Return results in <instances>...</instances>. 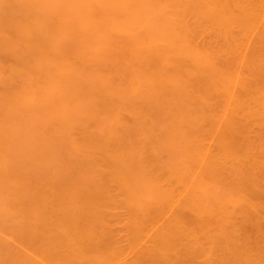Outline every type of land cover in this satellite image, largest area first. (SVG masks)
<instances>
[{
  "label": "bare ground",
  "instance_id": "obj_1",
  "mask_svg": "<svg viewBox=\"0 0 264 264\" xmlns=\"http://www.w3.org/2000/svg\"><path fill=\"white\" fill-rule=\"evenodd\" d=\"M82 1L84 2L82 5L83 7L81 6L83 8V11L80 9L79 10L83 13V18L82 19L80 18L79 20H81V22L83 21L82 22L83 25L82 24L81 25L83 26L82 28H84L85 32L87 31V34L89 36H91L90 35L91 33L93 34V36H91L92 41H91L90 45H92L93 48H95V49H93L94 51L93 50L92 51L95 52V54L94 53L93 54L95 55L96 58L94 56H92L93 54H91V55L88 54L89 59H87V60L84 59L85 63L83 62L81 64H77V63H75V61L74 62L71 61L70 63L67 62L68 60L63 61L62 63L65 64V62H66V65L62 66L63 68L65 67V69H63V72H61V73H57V71H56L57 69L55 68V66L54 67L51 66L52 67L51 70L53 68L56 69L55 73H54V69H53V72L51 70H49V72H51V73L47 72L44 74L40 73L37 75H36V73H34L35 75L31 74V75H34L32 77L30 75V77H31L30 79L33 80V84H32V87L30 88V92H28L29 93L28 97H29L30 101L32 102V104H40V103L46 102L47 106H50L49 103H51V105H53V104L55 105L57 103L60 105V103L63 101L62 99L64 97V96L61 97V95H62L61 93L64 90V88H66V87L71 88L74 86L76 87L77 85H79V83L82 79H85V80L89 79L90 80V76L91 77H94V76L97 77L96 80L94 78H91V81L94 79L93 81H95L96 83L101 85V87H104L103 89H105V90L107 88L110 90V86H112V87L119 86L120 88L125 86V88H127V89L125 90L124 95H122V93H121V98H123V96H124L125 100L123 99L124 102L122 101V103L118 102L120 105H116V106L114 105V108L111 109L113 111V112H111L112 115L111 116L108 115V117L106 118L107 114H111V113H108L109 112L108 110H106L107 113L104 114L105 118H103L104 116H102L101 113H100L101 114L100 116H97V117H99V119H100V117L103 118V121L108 123V127L105 129L109 130V133L107 132V135L109 134L110 136H112L113 132H116L114 130L115 126L117 127V124L120 123V121L122 120L121 111L124 110V108L125 109L128 108L130 110L129 113L131 114V116H133V118L137 122V124L145 121L146 123L144 125L147 126L146 119L147 118L152 119V115L151 116H150V114L146 115V114H144V112H143V114L140 113V109H138V107H137L139 105L133 106L136 103L135 100H137L139 98H143L144 96H147V95L149 97L158 96V93L162 92L165 88L162 84L163 81H166L165 74L169 76L170 74H168V73H170L172 70L173 71V72H171L172 74L175 72H177V74H178V72H180V71H181L180 73H182V71H183V72H185V75L187 77V78H185V79H187V81L184 83L183 82L178 83V84L176 83L177 86H176V84L175 85L171 84V85L179 87V88H177L175 90L176 91L175 94H174V92H171L175 97L173 96V98L170 99V100H173V103H171V102H169V103H171V105L174 108H172L170 106L169 107H170V109L171 108L174 109L173 110L175 112L174 115L179 117L180 121L183 120V122H184V120L185 121L189 120V123H190V121L194 122V121L198 120V122H200L199 121L200 118H204L205 113H206V110H204L203 105L201 103L208 105L209 108H210V106H213V107H211L210 110L213 109V111H214L216 109L218 112L219 109L217 108L216 105H215L216 108L214 109L215 102H213L214 104L213 103L211 104L209 101L211 98V96L209 94L211 92H208V91L210 89L213 91L215 89H219L220 84L222 85L221 88H223L224 87L223 84L224 85L228 84V83L230 84V82H232V84H233V82H235L237 84V86H238V84H241L243 86V88H246V89L248 87H251L250 89H252L253 86L257 88L255 93L252 92V91H255V89L251 91L248 88L251 92L246 91L245 96L247 98L246 97L245 98L247 99V101L250 99L252 100V98L255 99L254 98V97H256L255 95L258 94L257 95L258 100L263 105V107H262L263 110L262 111L260 110L261 113L258 114V116L260 115L262 118L259 117L260 120H258V118H257L258 123H259L258 125L264 123V87H260L258 85V82H260L261 79H260V81L257 82V79H256L257 77L254 78V76H256V74H257V71L258 70L260 71L261 68L258 67L259 68L258 69L257 67H255L256 65L254 64L253 56H252V61H250L251 63H249V65H248V70H249L248 72H249V75L252 76V78L251 77L247 78L248 80L242 79L241 72H240L241 69L240 70L238 69V66H239L238 64H240L239 61H236L235 60L236 58H235L234 60L238 64L235 63V61H233V63L230 61L227 62L228 58L227 59L224 58L227 56H225V53H223V51L220 54H224V57L222 55V57L224 59L220 58L219 52L218 53L216 52L217 50L215 51L216 52L215 53L212 50L209 51V50H206V48L203 49L205 47V45L202 47V45L200 46L199 45L200 43H198V42L197 43L199 46L196 45L197 43H195V41H196L195 39H196V36L199 35V33L196 34V32H198V31L194 29V28L197 29V27L201 25L202 29H205L207 31H208V29H211L212 31H215L217 33V35H219V37L222 35L224 38H226V35H227V37L229 38L232 35L231 34L232 31L236 32L235 29L238 30V28L242 33H244L243 35L248 36V34H250L253 30H255L256 26H260L259 24L257 25V23L262 22L263 30H262V33H261L259 39L264 41V3L263 2H262V5L260 4V6L258 8V6H257L258 4H256L257 0H154L155 5L154 4L151 5V3H149V5H145L143 3L144 6H143V4H140L141 6L138 4L140 6L138 8V6L136 7L135 5H133L134 3L128 2L129 0L128 1L127 0H82ZM148 2H150V1H148ZM259 2L260 1H258L257 3H259ZM140 8H142V10H140ZM82 13H81V16H82ZM140 13H142L147 18L152 16V15L157 14L160 18V21H161V19L165 20V22L161 21L164 24H166L165 26H163V28L165 27V29L163 30V32H165V34L156 32L155 29H152L151 26H150L151 28H149L146 25V21H148V20L145 21V24L143 21V26H142L141 18L143 16L141 17V15H139V18L141 20V25H140V21L136 20L138 14H140ZM81 16L79 15V17H81ZM144 19H146V18L144 17ZM194 25L195 26L198 25V26L195 27ZM141 26H142V28L140 29ZM168 27H173V29L172 28L168 29ZM29 28L31 29V27H28V25L25 26V29L28 30ZM151 29L154 31H152ZM198 29H200V28L198 27ZM257 29H258V27H257ZM108 30H110L112 32L116 31L119 36L117 35L115 37L114 35L113 36L111 35L112 36L111 37L110 34L109 35L107 34L109 32ZM193 31H195L194 34H196L195 38L193 36L194 34L192 33ZM202 31H204V30H202ZM207 31H206V34H207ZM26 32H28V31H25L24 33H26ZM199 32H201V31H199ZM208 33H213V32L210 31ZM202 34H201V36H202ZM228 34H229V36H228ZM213 36H214V33H213ZM93 37H94V39H93ZM198 37L199 36H197V38ZM93 40H95V41H93ZM259 43H260V41H259ZM263 45H261L262 46L261 50L264 52V50L262 49V48H264ZM222 47L223 46L221 45V48ZM259 47H260V45H259ZM209 48L210 47H208V49ZM215 48H217V45ZM218 48H220L219 45H218ZM261 50H259V51H261ZM257 51H258V49H257ZM257 51H255V52H257ZM225 52H227V51H225ZM98 56H101L102 58L98 57ZM263 56H264V54H263ZM70 58H72V57H70ZM146 58L147 59L148 58L154 59L153 66H149L147 63H145L143 61V60H145L148 62L149 59L146 60ZM72 60H74V58ZM237 60H240V59H237ZM76 62H78V61H76ZM57 63H58V61H57ZM101 63H102V65H106L108 67V69L106 70V68L104 69V67L102 66L103 67L102 69H104L106 71L103 70L104 71V74H103V71L101 69H97V70H99L98 75H97V71H94L93 69L97 68V66L95 67L96 64H101ZM143 63H145L144 66H143ZM49 68H50V66H49ZM89 68L92 71H90ZM90 72L92 74H90ZM100 72H101V74H100ZM166 72H168V73H166ZM86 73H88L89 75H87ZM258 73H260V72H258ZM87 76H89V77H87ZM176 76L177 75H175V77ZM181 79H182V77H181ZM85 80H83V82ZM88 81H86L87 84H88ZM91 81H89V84ZM115 82H116V84H115ZM93 84H94V82H93ZM232 84H230V88L234 87ZM188 85H190L191 86L190 88L191 89L193 88V90H191V89L185 90L184 88L185 87L187 88ZM192 86H197V87L204 86L205 90L202 88H199L196 90V88L192 87ZM217 86H219V88H217ZM225 86H226V88L229 89L228 85H225ZM168 87H169V85L166 86V88H168ZM169 88H168V91H170V90L173 91L175 89L174 87H173L174 88L173 90L169 89ZM194 88H195V90H194ZM226 88H223V89H226ZM234 88H236V87H234ZM78 89H80V88H78ZM99 90H100V88H99ZM111 90H113V89H111ZM199 90L200 91L204 90L203 92H208V94L205 96L204 95L199 96V94H196L197 92H200ZM241 90H243V89H241ZM233 92L234 91L231 90L227 94L232 93V95H233L234 94ZM63 93H67V92L65 91ZM238 93H240V91ZM163 94H165L164 91H163ZM208 95H209V97H208ZM232 95H231V97H232ZM69 96H70V94H69ZM71 96H72V94H71ZM91 96H93V95H91ZM66 97L68 98V96H65V98ZM233 98H235V97H233ZM231 100H233V99H231ZM120 101H121V99H120ZM116 102L114 101V103H116ZM181 102L182 103L184 102L185 104H187V105H185L189 110L187 112V114H186L187 110L185 109V106H183L184 103L182 104ZM241 102H243V101L241 100ZM245 102H246V100H245ZM248 102H250V101H248ZM149 103H150V101L147 102L146 104H149ZM169 103H167V104H169ZM249 104H251V103H249ZM249 104H246V105H249ZM42 105H44V104H42ZM149 105H151V104H149ZM222 105H223V102H222ZM242 105H243V103H242ZM106 107H108V105ZM139 108H140V106H139ZM150 109H151V107H150ZM182 110H184V111L182 112ZM220 111L225 112L224 109L220 110ZM220 111L218 113L222 114V112H220ZM184 112H185V114H184ZM235 112H237V111L235 110ZM169 114H170V112H169ZM207 114H209V111ZM220 114H218V115H220ZM223 114H222V116H223ZM252 114H254V113H252ZM261 114H263V115H261ZM234 115H235V113H234ZM214 116H217V115L214 114ZM153 117H154V115H153ZM164 117H166V114L164 115ZM223 117H225V116H223ZM223 117H222V119H223ZM226 117H230V116H226ZM232 117L234 118V116H232ZM255 117H256V115H255ZM173 118H176V117H173ZM220 118H219V120L218 119L217 120L221 122ZM90 119H91V117H90ZM205 119H206V117H205ZM208 119H210V118H208ZM211 119H213V116L211 117ZM227 119L228 118L225 119L226 124L223 122L224 127L221 124V129L223 128V130L220 132V134L218 136L217 142H219V148H218L219 150H217L218 152L216 151L215 154H212V153L209 154L208 152H206L209 150L205 151V149H206L205 147L203 148L200 145H198L199 148L197 150L193 149V150H196V152H194L192 155L191 154L192 153L191 148L194 145L189 144L190 140L189 141L187 140V138H189V137H188V135L186 136L185 143L188 141V143H186L187 147H188V145H190V147H191V148L189 147L190 149L188 148L189 149L188 152H189V154H191V156L194 159V160L191 159V161H193V163L196 164V165L193 164L195 166L191 165L189 168L191 169V171L193 170L192 167L197 168V169H194V171H193V177H192L193 178V184H191L192 185L191 187H193V185L195 184L194 186H197L199 189L198 193H196L197 192L196 188L193 187L192 189H194L195 190L194 192L196 193V194H193V197L191 196V193H194V192H191L190 195L188 194L189 196H191V198H189V200L187 198L188 201L185 200L186 202L183 201L182 202L183 205H181V206H180L181 202L178 201L177 204H179L180 208L181 207L182 208L181 209L175 208V209H177V212L173 215L171 220L167 217V219L170 220V223L168 221L169 225L164 224V226L165 225L166 226L165 227L163 226V228L161 227L162 230H161V228H159L160 233L157 234V236L153 235V237L154 238L156 237L157 239L153 240V245L147 249L148 250L147 252H144V249H143V254H142V252H140L142 255L138 254L135 256L136 258H134L132 261L128 260L129 262L126 261V263H125V261H123L124 263L122 262L120 264H196L192 260L196 259L195 256L199 257L198 253L197 254L195 253L197 248L195 250H193V248H191L189 246L191 248L189 250L188 247L187 248L185 247L186 251H188V252L183 255L182 254L183 250H181L182 248H180L181 247L180 241H182V242H185V241L183 240L184 238L183 239L180 238L182 236H185V238L186 237L187 238L192 237L193 240L194 241L197 240V242L200 239H201L200 242H202V240L205 239L207 242L204 241V243L209 242V245L211 247V252L213 253V254L211 253L209 255H214V253H215L214 248L215 249L219 248V250H221L220 247L223 246L222 251L221 252L219 251L221 254H224L223 258L222 257L220 258V256H219V258L222 259L223 261L222 260L218 261L219 259L217 258L218 259L217 261L213 260L215 262V264H229V263H231V264H233V263L234 264H264V242H263V245L261 243L258 245L257 239L254 240L255 243L251 239V237L255 236V235H257L258 238L264 236V206H262L263 200H264V190L262 189V186H264V185L261 182L262 178H263V177L261 178V173L264 175V142L258 144V146L256 145L257 147H255V150H256L255 153L251 152V149H254V148L250 147V145H252V144L249 142V140H248L249 138H247L248 133H249L248 132L249 130H246L248 128V127L246 128L247 125L239 126V125H237L238 123L235 120H233L231 118L228 120ZM251 119H253V118H251ZM87 120H89V119H87ZM99 121L103 122L101 120H99ZM151 121H153V120H150V122ZM161 121H162V119H161ZM207 121L208 122L210 121V123L212 121H214L213 124H216L215 123V121H216L215 117H214V120H207ZM255 121H256V119H255ZM86 122H88V121H86ZM89 122H90V120H89ZM100 122H99V124H100ZM121 122H123V121H121ZM156 122H157V120L154 122V124ZM158 122H159V120H158ZM210 123L208 125H210ZM161 124H162V122H161ZM196 124H198V123H196ZM246 124H247V122H246ZM152 125H153V122H152ZM199 125H200V123H199ZM158 126H159V124H158ZM261 126H263V124L260 125V127ZM212 127H210L212 130H216V128L213 129ZM244 127H245V129H244ZM3 128H4L3 125L0 124V184L2 185V187L6 186L7 188H11V187L14 188L16 185L14 182L15 176L12 173L8 172L9 170L6 168V164H5L6 162L4 161V157L8 154L7 153L8 151L6 149L7 147H5L6 144H4V141H3L4 139H2L1 132L3 131L2 130ZM155 128H157V127H155ZM262 128H264V126ZM211 129H210V134L212 131ZM200 130H203V129H200ZM199 132H201V131H199ZM203 132L204 131H202V134H205ZM208 133H209V131H208ZM246 133H247V135H246ZM194 134H195V132H194ZM194 134H193V136H191V138H193V140H194V137H196V136H194ZM206 135H207V133H206ZM117 137L118 136H116V138ZM201 138H203V137H201ZM201 138H200V140H201ZM260 138H262V137H260ZM195 140H197V138H195ZM195 140H194L195 143L196 142L201 143V142H198ZM243 140H245L246 142L248 140L249 146L247 143H245L246 146H244L245 141L243 142ZM250 140H252V139H250ZM115 142H118V141H115ZM257 142L259 143V141H257ZM206 144H207V142H206ZM102 146H105V143H104V145L102 144ZM106 147L110 148V146H107V145H106ZM115 147H112V148H115ZM119 147H122V146H119ZM119 147H117V148L119 149ZM187 147H186V151H187ZM79 148H80V146H79ZM124 148H126V147L124 146ZM129 149H131V148H129ZM89 150H91V148ZM134 150H135V148H134ZM186 151L184 153H186ZM239 151L240 152L242 151L241 153L243 155H245L246 158H248L247 159L248 161H245V162L243 161L240 164H234L235 162H233L232 160L237 161L235 157L237 155H238V157H240L239 155H241V153L239 154L238 153ZM127 152H130V151L128 150ZM138 152H137L136 157L133 155L136 153H133L132 157L126 158V155H125V158L123 156L124 159L122 158V159L113 160V161L117 162V163H115V165H116L115 167H117V169H116L117 174L116 173L114 174L116 176L115 178L119 182L118 185H120V187L124 190L125 194L127 195L126 196L127 197L126 202H128V204H129L128 206L130 207V208L129 207L127 208L128 214L126 213L128 215V217L130 215V218H129L130 220H128V221H131V224H130V222L127 221L129 224L128 227L130 225L132 226L133 229L136 227V232H135V229H134V231H132L133 229L130 228L131 226L129 227V229H131L130 232H134L133 234L129 232L130 235L131 234L134 235L133 236L134 238L132 237L133 239H131L129 237L133 243V244L130 243L131 245H133V247H130V250H133L131 248L136 249V247L142 246L143 243H141V241H143L144 238L147 236V234L149 235V233L152 230V227H150V226L156 225L155 222L158 223V221L161 220V218L165 217V215L168 212H170V210L174 206L176 207V205H177V204H175L177 202L176 201V195H175L176 191L169 186L170 180H167V182H165L163 180V177L159 175L160 170L158 172L159 174L157 173V168L155 166L157 164L155 163L154 166L150 165L149 162L146 164V162H145L146 160L143 159L144 157L141 158L143 154H141V157H140ZM209 152H213V151L210 150ZM106 153H107V151H106ZM110 153L113 154L114 151H112ZM110 153L108 152V154H110ZM184 153L182 152V154H184ZM235 153H236V156L233 157ZM108 154H106V155L108 156ZM117 154H119V153L116 152V156H117ZM114 155H115V153H114ZM121 156H122V153H121ZM182 156H183V158L189 157V156H184V155H182ZM108 157H111V156L109 155ZM232 157H233V159H232ZM245 157H244V160L246 159ZM105 159H106V157H105ZM238 160H243V159L239 158ZM191 161H190V159H188V160H185V163L186 162L191 163ZM185 163L183 165H186ZM183 165H181V167ZM176 166L178 167V165H176ZM112 167H114V166H112ZM169 168H171V167H169ZM178 168L177 169L175 168L176 170L168 171V173H169L168 176H170L169 178L172 179V176L176 175L177 180L179 182H182L184 185L185 184L187 185V182L189 180L187 181L185 178H182L183 176L182 177L179 176L181 174L180 173L181 169L180 168L178 169ZM185 169H187V167ZM113 170H115V168ZM183 170H184V168H183ZM164 173H166V172H164ZM188 173H189V171H188ZM208 178L211 180L210 183L208 181ZM263 180H264V178H263ZM189 183H190V181H189ZM219 184H222V189H221V186H219ZM3 185H5V186H3ZM189 186H190V184H189ZM224 186H225V188H224ZM178 187H179V185H178ZM217 187H219L220 189ZM181 188H180V190H181ZM188 189H189V187H188ZM192 189H191V191H192ZM19 190H17V191H19ZM183 190H182V192H183ZM5 191H7V190H5ZM124 192H122V193H124ZM72 193L71 194L68 193L69 196H71ZM108 193H111V192H108ZM7 194H9V193H7ZM21 194H18L19 197L17 200L21 199L20 198ZM33 194L36 195V196H32V198H34V197L36 198L35 201H31V199H30L31 197H29L28 195H27L28 196L27 197L24 194H23L24 196H22L24 199H21V200L24 201L25 197H27L32 202L31 203L27 199L30 202V204H32V205L36 204V205L31 206V207H33L31 210L28 207L29 204H27L28 206L25 205L27 207H24V208H29V210H30L29 214L33 215L34 218L36 217L35 218L36 220H34V218H32L33 221L31 222V223H33L36 221L35 224H32V226L35 225L34 227H32L33 233H31V231H30V233L32 235V240H34V241L32 243L29 242L30 241L29 238L27 239L29 241H26V242H29L31 244V246L29 245L30 247H33L30 249H33V253H34L33 255L34 256L33 255L27 256V254L25 255L24 253L23 254L21 253V255H22L21 256L20 254L15 252L14 256L16 257L18 254V256L16 258L19 260L15 264H94V263L101 264L102 263L101 261H103V260H105L104 263L106 261L108 262L106 264H109V262L112 264L114 262L113 260L117 261V259H115V257L117 258V256L111 257V259L108 258L109 261L106 260L108 255L111 256L112 253L115 252V251H113L112 253L111 252L109 253L110 247H112L111 244L114 245V244L120 243L121 245H119V247L120 246L122 247V241L123 242L127 241V239L119 237L118 235H120V234H119L118 230H117L118 235L116 236L114 234L113 230H111L109 232L110 229H108V228L104 229L103 227H100L101 225L103 226L104 223H106L105 219H103V220H105L104 223L102 222L103 220L102 221H99V219L97 220L98 217L100 218L101 214H103V216H102L103 218L106 215L107 216V217H105L106 219L107 218L110 219L111 216L116 215L117 211L116 210H115V212L113 211V209H116V208L112 207L113 203H115L116 200H114L115 202L111 201L112 204L109 201L110 205H107L106 206L107 208L104 207V209H105V210L103 209L104 211H102V209H100L102 212H100V210H98L97 207L101 206L102 204L103 205H105L106 203L108 204L107 195L105 196L106 197V199H105L106 203H104L105 200L102 202L99 201L98 206L94 207V205L97 204L96 200H94V203L96 202V204L92 203V206L95 209L93 208L94 210L92 211L93 212L92 216H89L88 218H86L84 216L85 215L84 213L87 210L85 211L83 206H81L83 208L78 207L76 209L70 207L71 208V210H70V208L68 209V207H67L68 206V203H67V204H65V206H62V207H67V209L61 208L60 213H58V214H60L58 216H61L62 215L61 211H62V209L64 210V213H63L64 215H62V219L58 220V219H60V218H58L57 220H55L57 223H55V222L53 223L54 220L50 219V215H48L49 217L46 216L48 221L50 220L49 222H47L46 221L47 219L45 218V215L47 213L46 210L48 209L47 211H49L50 207L46 208V210H44L45 208L42 210L39 209V207L36 208L38 205H41V204H42L41 206H43V205L47 206V205H45L44 202L41 201L42 197L41 198L39 197L40 198L39 200L42 203L40 204V202H39V204H37L39 201L37 199L38 198L37 195H39V194H36V193H33ZM79 194L80 193L78 192V195ZM73 195H75V194H73ZM76 196H74V198H73L74 200L72 199L74 201V203L76 201L78 202L79 198H80V196H79V198H76ZM83 196H85V195H83ZM113 196H114V194H113ZM67 197L68 196H66V199H67ZM261 197H263V198H261ZM108 198L110 199V195H108ZM111 198H113V197H111ZM98 199H99V197H98ZM257 199H260L261 201L260 200L258 201ZM49 200H50V197L45 202H47V203L51 202V200L50 201ZM64 200H65V198H64ZM120 200H118L116 203H118ZM178 200H180V199H178ZM67 201H68V199H67ZM81 201H79V202H81ZM122 201H124V199ZM18 202H20V201H18ZM84 202H87L86 199ZM120 202L118 204L113 205V206L118 205L119 207H122ZM126 202H123V203H126ZM14 204H15V202L13 203V205ZM63 204H64V202H63ZM73 204L71 203V206ZM19 205H18V209H19ZM41 206H40V208L44 207V206L43 207H41ZM102 206L100 208H103ZM108 208H111L112 211ZM107 209H108V211H107ZM129 209H130V211H129ZM95 210L96 211L98 210L100 213H98V215H96L97 212H95ZM58 211H59V209H58ZM105 211L108 213H106ZM110 212H112L111 215L109 214ZM113 212H114V215H113ZM118 213H120V211ZM120 214H122V213H120ZM126 214H122V215L125 216ZM52 215H54V217L56 216L54 213ZM52 215H51V218L54 219L52 217ZM41 219H44L45 220L44 222H46V223H42L43 221ZM108 219H107V221H108ZM40 220L42 222L38 223V222H40ZM119 220H121L120 216H119ZM51 221H52V225L49 224V223H51ZM97 222H100L101 225L99 226V224ZM248 222H250V224ZM126 223H125V225L127 226ZM166 223H167V220H166ZM97 224L99 227H97ZM27 226H25V228ZM108 226H109V224H108ZM105 227H107V226H105ZM53 228L55 231H53ZM51 229L55 233H52V231H51V233H49V231ZM129 229H126V230L129 231ZM253 233H255V234H253ZM107 236H109L108 238H110L112 236L111 238H113V240H111V238H110V240H108ZM120 236H122V235H120ZM153 237H151V238H153ZM23 238H24V236H23ZM114 239H115V241H114ZM122 239H124V240H122ZM262 239H263V237H262ZM258 240H260V239H258ZM110 241H111V243H110ZM256 241H257V243H256ZM263 241H264V239H263ZM2 242H3V240H2ZM37 242H39L38 244H41V248L43 247V250L41 248L39 250L40 245H37V247H36ZM33 243H36V244H33ZM137 243H139V244H137ZM140 243L142 245H140ZM151 244H152V241H151ZM183 244H186V242ZM220 244H222V245H220ZM250 244L253 248L250 246ZM125 245L126 244H123V246H125ZM138 245H140V246H138ZM162 245H164V246L162 247ZM178 245H180V247ZM209 245H208V247H209ZM261 245L263 246V249H261L262 248ZM3 246H5V245H3ZM233 246H235V247L232 248ZM45 247H48V249H45ZM160 247L165 248V251L163 249H161ZM178 247L180 249H178ZM236 247H237V249H236ZM35 248L36 249L38 248L36 253L34 252V250H36ZM113 248L115 249V247H113ZM120 248H118V249H120ZM204 248H202V250ZM207 249L209 250V248H205L204 250L207 251V253H208ZM231 249H232V251L230 252ZM157 250H159V251H157ZM213 250H214V252H213ZM38 251H40V254H38ZM125 251L126 250H124V252L121 251L122 254H124ZM145 251H146V247H145ZM189 251H191V252H189ZM205 251H201V253H203ZM217 251H218V249H217ZM227 251H228V254H227ZM233 251H234V253L236 252L237 256H235ZM121 252L119 251V253H121ZM223 252H225L226 255ZM239 252H240V254H239ZM105 253H107V254L109 253V254L105 255ZM209 253H210V251H209ZM204 254H203V256H204ZM227 255H228V257H227ZM104 256H105V258H104ZM113 256H114V254H113ZM224 256H225V258H224ZM238 256H240V257H238ZM124 257H126V255H124ZM234 257H235V260H234ZM207 258L208 259L205 258L206 263L208 262V264H214V262L211 260L212 257L208 256ZM119 259L122 260V258H119ZM13 260H11V261L13 262ZM110 260H112V262ZM204 260L202 258V261H204ZM232 260H234L235 262ZM236 260H237V262H236ZM221 261H222V263H221Z\"/></svg>",
  "mask_w": 264,
  "mask_h": 264
},
{
  "label": "rangeland",
  "instance_id": "obj_2",
  "mask_svg": "<svg viewBox=\"0 0 264 264\" xmlns=\"http://www.w3.org/2000/svg\"><path fill=\"white\" fill-rule=\"evenodd\" d=\"M148 1H150V2H148ZM258 1H260V2L257 3ZM128 2L134 3L133 5H135L136 7L138 6V8H139L141 6L140 4L144 3L145 5H149V3H151V5H153L155 1L154 0L153 1L152 0H129ZM262 2L264 3V0H257L256 1V4H258L257 5L258 8H259L260 4L262 5ZM83 3L84 2L82 0H0V124L3 125V127H4L2 129L3 131L1 132V134H2V139H4L3 140L4 144H6L5 147H7L6 149L8 151L7 152L8 154L5 157L4 156L3 157H4V161L6 162L5 163L6 168L9 170V171L8 170L7 171L9 173H12L15 176L14 182L17 185V186L15 185L14 188H12V187L7 188L5 185H3L6 187L5 188V187H2V185L0 184V188H1L0 189V239H1L0 240V242H1L0 243V264H15L16 262L19 261L16 257L18 256V254L21 255V253L22 254L24 253L25 255L27 254V256L34 254L33 249H30L33 247H30L31 244L29 243V242L32 243L34 241V240H32L31 233H33L32 227L35 226V225L32 226V224H35V222H36L35 221V222L31 223L33 221L32 218H34V217H33V215L29 214L30 210L33 208L31 206L36 205V204H33V205L30 204L31 201H35V199H36L35 197L32 198V196H36L33 193L39 194V195H37L38 196L37 199L39 200L42 197L41 201L44 202L45 205H47V206L43 205L44 206L43 207V206H41L42 202L40 200L39 201L37 200L38 201L37 204H39V202H40L41 205H38L37 207L35 206L36 208L39 207V209H41V210L45 208L44 210H46V208L50 207L49 211H47L48 209L46 210L47 213L45 215V218H46V216L50 215V219L54 220L53 223L54 222L57 223L55 220H57L58 218H60L58 220L62 219V215H64L63 209L64 208L67 209V207H68V209L70 207H72L74 209H76L78 207H80V208L84 207L85 211L87 210L84 213L85 214L84 216L86 218H88L89 216H92V213H93L92 211L95 209L94 207L98 206L99 201L100 202L104 201L106 199V197H105L106 195H107V199H108V204L106 203V200H105L104 203H106V204L103 205L101 203L103 205V206L101 205L103 208H100L101 206H99V207H97L98 210L102 209V211H104L105 210L104 207H106L107 205H110L111 201L115 202L114 200H116V202H117L118 200L121 199L120 200L121 202L120 201L119 202L121 203L122 207H119L118 205L113 206V205L119 203V202L118 203L115 202V203H113L112 207H114L116 209H113V208L112 209L114 212L116 210L117 213L120 211V213H122V214H126V213L128 214L127 208L129 207L128 206L129 204H128V202H126V200H127L126 196L127 195L125 194L124 190L120 187V185H118L119 182L115 178L116 176L114 174L115 173L117 174V170H116L117 167H115L116 166L115 163H117V162H115L113 160L122 159L123 156L125 158V155H126V158L132 157L133 153H136V154H133L136 157L137 152L139 151L138 153H139L140 157H141V154H143L141 158L144 157L143 159L146 160L145 161L146 164L148 162L150 165H153V166L155 165V163L157 164V165H155L157 168V173L160 170V172H159L160 174L159 173L158 174L163 177V180L165 182H167V180H170L169 186L176 191L175 195H176V201L177 202L175 204H177L179 201V202H181V204H180V206H181V205H183V203H182L183 201L187 200V198L189 200V198H191V196L193 197V194L198 193V190H199L197 186H194L195 184L193 185V187L196 188V191H197L196 193L194 192L195 190L192 189L193 187H191L192 186L191 184H193V178H192L193 177V171H194V169H197L195 167H192L193 170L191 171V169L189 168L191 165L195 164V163H193V161H191V159H193L191 154L193 155V153L196 152V150L199 148L198 145H200L203 148L205 147L206 148L205 151L206 150H209V151L212 150L214 152L213 153V152L206 151L209 154L210 153L215 154V152L217 150H219L218 149L219 148V142H217L218 136H219L220 132L223 130V128L221 129V124L224 127V123L226 122L225 121L226 118H228V119L231 118V119L235 120L238 123L237 125H239V126L247 125L246 128L247 127L248 128L246 130H249L247 138H249L248 140L252 144V145H250V147L254 148V149H251V152L255 153V151H256L255 147H257L258 144L264 142V137H263L264 136V128H262L264 126V123L261 122L263 124V126H261V127H260V125H262V124L258 125L259 124L258 120H260L259 117L262 118L260 115L258 116V114L261 113L260 110L261 111L263 110V108H262L263 105L258 100V96H257L258 94H256V95L254 94L256 92V89H257L254 86L252 87V89H250L251 87H248L251 91L255 89V91H252V92H254L253 94L256 96V97H254L255 99L252 98V100L251 99L248 100L250 102L247 101V99H246L247 97L245 96V92L246 91L248 92L250 90L248 88L247 89L243 88V86L241 84H238V86H237V84L235 82H233V84H232V82H230V84H232L234 87H236V88H234L231 86L233 89L230 88V84L228 83L225 85H228L229 89L226 88V86L224 84H223V86H224L223 88H226V89L221 88L222 85L220 84V88H219V86H217V88H219V89H215L214 91L211 89L209 91L207 90L208 92H211L209 94L211 96V98L209 100L210 103L212 104L213 102H215V104L213 103L214 109L216 108L215 107V105H216L217 108L219 109L218 112L220 110H223V109L225 111V112L220 111V112H222V114L224 113L223 116H225V117H223L222 114L218 113L216 109L214 111H213V109L210 110L211 107H213V106H210V108H209L208 105L201 103L203 105L204 110H206V113H205L206 119L207 120H214V117H215L216 118V121H215L216 124H213L214 121H212L211 122L212 124H211L210 121L208 122L205 119V117L200 118V120H199L200 122H198V120H196L194 122L190 121V123H189V120H186V121L184 120V122H183V120L180 121L179 120L180 118L174 115L175 112L173 111L174 109H172L174 107L171 105V103H173V100H170V99H172L174 96L171 92H174V94H175V92H176L175 90L177 88H179V87H176L177 84L181 83V82L184 83L187 81V79H185L187 77L185 75V72H183V71H182V73H180L181 71L178 72V74H177V72L172 74L171 73V72H173L172 70H171V72L169 71L170 73L166 72L170 75L168 76L165 74L166 81H163V83H162L163 86L165 87L163 90L165 92V94H163V91H162V92L158 93V96L149 97L147 95V96H144L143 98H139V99L135 100L136 103L133 106L139 105L140 108H139V106H137V107H138V109H140V113L143 114V112H144V114H146V115L147 114H150V116L152 115V119L151 118L146 119L147 126L144 125L146 123L145 121L144 122L140 121L141 123L137 124V122L134 120L133 116H131V114L129 113L130 110L128 108H126V109L124 108V110L121 111V117H122L121 121H123V122L120 121V123L117 124V127L115 126L114 130L116 132H113L112 136H110L109 134L107 135V132L109 133V130L105 129V128L108 127V123L103 121V118H105L104 114L107 113L106 110L109 111L108 113H111V112H113L111 109L114 108V105L116 106V105H120L119 103H122L124 96H123V98H121V93H122V95H124L125 90L127 89V88H125L124 85H123L124 87H121L122 88L121 89L119 86H114L112 84L114 87L110 86V90L106 87L107 89L105 90V89H103L104 87H101V85H99L98 83L93 81L94 79L96 80L97 77H95V76L91 77L90 76V80L89 79H86V80L82 79L81 80L82 82L80 81L79 85H77L78 87L77 86L71 87L72 89L70 87H66L67 89L64 88V90L67 93H63V92H65L64 90L61 93L62 94L61 97L64 96L62 100L66 101V102L62 101L60 103V105L62 104L61 105L62 107L58 103L55 104L56 106L54 104L51 105V103H49L50 106H47L46 102L40 103V104H32V102L30 101V99L28 97L29 96L28 92H30V88L32 87V84H33V80H31L30 78L35 75L34 73H36V75L40 74V73L44 74L47 72L51 73V72H49V70H51V68L54 66L57 69L56 70L53 68L54 73H55V70L57 71V73H61V72H63V69H65V67L63 68L62 66L66 65V62H65V64L62 63L63 61L68 60L67 61L68 63H70L71 61L72 62L75 61V63L81 64L83 62L85 63V60L89 59L88 58L89 55H91L93 53L95 54V52H93L94 51L93 49H95V48H93V46L90 45L91 41H92L91 36H93V34L91 33L90 34L91 36H89L87 34V31L85 32L84 28H82L83 27L82 26L83 21L81 22V20H79L80 18L81 19L83 18V13L80 11V10L83 11V8H82ZM144 4H143V6H144ZM140 10H142V8H140ZM80 12L82 13V16H81ZM79 15L81 17H79ZM139 15H141V17L143 16L141 18L142 26H143V21L145 24V21L148 20V21H146V25L149 28L152 27V29H155L156 32L165 34V32H163L165 27L163 28V26H165L166 24L161 22V21L165 22V20L161 19V21H160V18L157 14L152 15L153 17L150 16L148 18L146 16H144L142 13L138 14L136 20H139L140 25H141V20L139 18ZM144 17L146 19H144ZM260 23L259 22L257 23V25L259 24L260 26H256L255 30H253L250 34H248V36L243 35L244 33H242L238 28L239 31L237 29H235L236 32L232 31V33H231L232 35L229 38L227 37V35H226V38H224L222 35H221L222 37L221 36L219 37V35H217V33L215 31H212L211 29H208V31L205 29H202L201 25L200 26L197 25L200 28V29H198V27L195 26L196 25L195 24L194 26L197 27V29L196 28H194V29L198 31V32H196V34L199 33V35H197L199 37L197 38V36H196L195 43H197V42L200 43L199 45L200 46L202 45V47L205 45V47L203 49L206 48V50H209V51L212 50L215 52L217 50L216 52L217 53L219 52V54L222 53V51H223V53H225V56H227V57H224V54H220L219 56L222 59L228 58L227 59L228 61L226 60L227 62L230 61L233 63V61H235V60L239 61L240 64H238L236 61H235V63H237L239 65L238 69L239 70L241 69L240 72H241L242 79H247L250 77L252 78V76H250L249 72H248L249 71L248 65H249V63H251L250 61H252V56H253V59H254L253 61H254V64L256 65L255 67L261 68L260 71L258 70L259 68L257 69L258 71H257L256 76H254V78L257 77L256 78L257 82L260 81V79H261V81L258 82V85L260 87H264V79H263L264 78V61H263L264 60V56H263L264 52L261 50V47H262L261 45L264 44V41L259 39L260 35L262 33V30H263L262 22H260ZM27 25H28V27H31V29L29 28L31 31L29 29L28 30L25 29V26H27ZM142 26L140 27V29L142 28ZM257 27H258V29H257ZM169 28L173 29V27H168V29ZM202 30H204V31H202ZM23 31L24 32L28 31V32L24 33ZM108 31H107L108 32L107 34L108 35L110 34V36L114 35L116 37L118 35V33L116 31H114V32H112L110 30H108ZM152 31H154V30H152ZM199 31H201V32H199ZM206 31H207V34H206ZM210 31L214 33V36H213V33H208ZM192 33L194 34L195 31H193ZM196 34L193 35L194 38H195ZM201 34H202V36H201ZM228 36H229V34H228ZM93 39H94V37H93ZM93 41H95V40H93ZM259 41L261 44L259 43ZM198 43L196 45H198ZM216 45H217V48H218V45L220 48H221V45L223 47L221 49L218 48L220 50L219 51L217 48H215ZM259 45H260V47H259ZM207 46L210 48L208 49ZM257 49H258V51H257ZM262 49L264 50V48H262ZM259 50H261V51H259ZM225 51H227V52H225ZM255 51H257V52H255ZM94 54L92 56L95 57ZM222 55L224 58L222 57ZM69 56L72 58H70ZM98 57H101V56H98ZM73 58H74V60H72ZM148 59L146 58V60H148V62L145 60H143V61L145 63H147L149 66H153L154 59L153 58H148ZM237 59H240V60H237ZM57 61H58V63H57ZM76 61H78V62H76ZM145 63H143V66L145 65ZM49 66H50V68H49ZM96 66H97V68L93 69L94 68L93 67L92 69L94 71H97V75H98V71H99L97 69H101L102 71L105 68H106V70L108 69V67L106 65H102V63L96 64L95 67ZM102 66L104 67V69H102L103 68ZM53 69L51 70L52 72H53ZM89 70H90V68H89ZM106 70H104V71H106ZM90 71H92V70H90ZM104 71H103V74H104ZM258 72H260V73H258ZM88 73H86V74L89 75ZM31 74H34V75H31ZM90 74H92V73L90 72ZM100 74H101V72H100ZM30 75H31V77H30ZM175 75H177V76L175 77ZM87 77H89V76H87ZM181 77H182V79H181ZM91 78H94V79L91 81ZM83 80H85V81L83 82ZM88 80L91 81L90 84H89ZM86 81H88V84ZM93 82H94V84H93ZM116 82H115V84H116ZM171 84H173V85L176 84V86H173ZM168 85L170 87V88L168 87L169 89H172V90L174 88L175 89L173 91H171V90L168 91V88H166V86H168ZM190 87L191 86L188 85V87L187 88L185 87L184 89L189 90V89H191ZM192 87H195L196 90L199 88H202L205 90L204 86H200V87L192 86ZM78 88H80L81 90ZM99 88H100V90H99ZM195 88H194V90H195ZM111 89H113V90H111ZM230 89L234 91L233 95H232V93L227 94V93H229V91H231ZM241 89H243L244 91ZM191 90H193V88ZM203 91L197 92L196 94H199V96H202V95L205 96L208 94V92H203ZM239 91H240V93H238ZM68 93L70 94V96ZM71 94H72V96H71ZM91 95H93V96H91ZM209 95H208V97H209ZM231 95H232V97H231ZM65 96H68V98L67 97L65 98ZM233 97H235L236 99ZM120 99H121V101H120ZM231 99H233V100H231ZM241 100L243 102H241ZM245 100H246V102H245ZM114 101L115 102L117 101V102L114 103ZM149 101H150L149 104H151V105L146 104ZM169 102H171V103H169ZM222 102H223V105H222ZM167 103H169L170 105ZM242 103H243V105H242ZM249 103H251V104H249ZM42 104H44V105H42ZM246 104H249V105H246ZM105 105L106 106L108 105V107H106ZM185 105H187V104L184 103L183 106H185ZM169 106L172 108L170 109ZM150 107H151V109H150ZM185 109L184 110L186 111V114H187V112L189 110L186 106H185ZM184 110H182V112ZM235 110L237 112H235ZM208 111H209V114H207ZM169 112H170V114H169ZM100 113L104 117L103 118L100 117V119H99V117H97V116H100L101 115ZM234 113H235V115H234ZM252 113H254V114H252ZM165 114H166V117H164ZM184 114H185V112H184ZM214 114H216L217 116H214ZM218 114H220L221 116ZM108 115L111 116L112 113L107 114L106 118L108 117ZM153 115H154V117H153ZM231 115L234 116V118ZM255 115H256V117H255ZM261 115H263V114H261ZM89 116L91 117V119ZM212 116H213V119H211ZM226 116H230V117H226ZM173 117H176V118H173ZM207 117L210 119H208ZM222 117H223V119H222ZM160 118L162 119V121ZM219 118L221 119V122L218 121ZM251 118H253V119H251ZM257 118H258V120H257ZM87 119H89L90 122ZM155 119L157 120V122L154 124V122L156 121ZM255 119H256V121H255ZM99 120H101L103 122H100ZM150 120H153V121L150 122ZM158 120H159V122H158ZM86 121H88V122H86ZM99 122H100V124H99ZM152 122H153V125H152ZM161 122H162V124H161ZM246 122H247V124H246ZM196 123H198V124H196ZM199 123H200V125H199ZM209 123L211 126L208 125ZM158 124H159V126H158ZM155 127H157V128H155ZM210 127H212L213 129L216 128V130H212ZM200 129H203V130H200ZM210 129L212 130L211 134H210ZM244 129H245V127H244ZM199 131H201V132H199ZM202 131H204L203 133H205V134H202ZM208 131H209V133H208ZM194 132H195V134L196 133L197 134L195 135ZM206 133H207V135H206ZM193 134H194V136H196V137H194V140H195V138H197V140H195V141H198L201 143H197V142L195 143L194 142L193 138H191V136H193ZM187 135L190 138V139L187 138L188 141L190 140L189 144L190 145L193 144L195 147L192 146V148H191L190 145H188V147H187L186 143H188V141L185 143V141H186L185 138ZM246 135H247V133H246ZM116 136H118V137L116 138ZM201 137H203L204 139ZM260 137H262V138H260ZM200 138L202 141L200 140ZM250 139H252V140H250ZM114 140L118 141V142H115ZM248 140H247V142L245 140H243V142L245 141L244 146H246L245 143H247V144L249 143ZM257 141H259V143ZM206 142H207V144H206ZM104 143H105V146H102V144L104 145ZM106 145L110 146V148L106 147ZM79 146H80V148H79ZM119 146H122L123 148L119 147ZM124 146L126 148H124ZM248 146H249V144H248ZM89 147L91 148V150H89L90 149ZM112 147H115V148H112ZM117 147H119V149ZM186 147H187V151H186ZM189 147L191 148V152H192L191 154H189V152H188V150L190 149ZM129 148H131V149H129ZM134 148H135V150H134ZM193 149H196V150H193ZM105 150L107 151V153ZM126 150L127 151L129 150L130 152H127ZM112 151H114L115 155H114V153L113 154L110 153ZM115 151L118 152L120 155L117 154V156H116ZM185 151H186V153H184ZM108 152L110 154H108ZM120 152L122 153V156H121ZM182 152L184 154H182ZM241 152L239 151L238 153L240 154ZM106 154H108V156L110 155L111 157H108ZM182 155L189 156V157H186L187 158L186 159V158H183ZM235 156H236V153L234 154L233 157H235ZM239 156L240 157H238V155H237L235 157L237 161L232 160L233 162H235L234 164H240L243 161L244 162L248 161L247 160L248 158H246L245 155H243L242 153ZM105 157H106V159H105ZM233 157H232V159H233ZM244 157L246 158L245 160H244ZM239 158L243 159V160H238ZM188 159H190L191 163L190 162L185 163V160H188ZM178 162L181 165H183L184 163L186 165H183L181 167V165ZM111 165L114 167H112ZM176 165H178L179 168L181 167L180 168L181 172L180 171L179 172L182 175L180 174L179 176H181V177L183 176L182 178H185L187 181L188 180L190 181V183H189V181L187 182V185L186 184L184 185L182 182H179L177 180L176 175L172 176V179L169 178L170 176H168V174H169L168 171L176 170L178 168ZM195 165H193V166H195ZM169 167H171V168H169ZM186 167H187V169H185ZM114 168H115V170H113ZM183 168H184V170H183ZM187 170L189 171V173ZM163 171L166 173H164ZM262 177L264 178V175L261 173V178ZM263 178H262L261 182L264 185ZM208 181H209V183L211 182V180L209 178H208ZM188 183L190 184V186ZM177 184L179 185V187ZM219 186H221V189H222V184H219ZM225 186H224V188H225ZM188 187H189V189H188ZM263 187L264 186H262V189L264 190ZM180 188H181V190H180ZM217 188H219V187H217ZM191 189H192V191H191ZM5 190H7V191H5ZM17 190H19L20 192ZM182 190H183V192H182ZM78 192L80 193L79 195H78ZM108 192H111V193H108ZM122 192H124V193H122ZM191 192H194V193H191ZM7 193H9V194H7ZM68 193H70V194L72 193V195L69 196ZM190 193H191V196H189ZM18 194H21L20 195L21 199H24L22 196L28 195L29 197H31L30 198L31 201L29 200V198H27L28 196L25 197V200H24L25 202L21 199L17 200L19 197ZM73 194H75V195H73ZM113 194H114V196H113ZM65 195L68 196L67 199L69 202L67 201ZM83 195H85V196H83ZM108 195H110L111 200L108 198ZM74 196H76V198H79V196H80L79 201H81V200L82 201L81 202L78 201L79 203L76 201L74 203V201H73ZM49 197H50V200L52 202V203L49 202L50 201L49 200L48 202L50 204L45 202V201H47V199H49ZM98 197H99V199H98ZM111 197H113L114 199ZM64 198L66 201L64 200ZM261 198H263V197H261ZM85 199L87 202H84ZM123 199H124V201H122ZM178 199H180V200H178ZM260 199H257V200L259 201ZM94 200H96L97 204H96V202L94 203ZM18 201H20V202H18ZM109 201H110V203H109ZM14 202H15V204H14L15 206L13 205ZM63 202H64V204H63ZM123 202H126L127 204L123 203ZM67 203H68L67 207H62V206H65V204H67ZM71 203L72 204L74 203V204L71 206ZM92 203H94L96 205L93 204L94 205V207H93ZM27 204H29V206ZM18 205H19V209H18ZM25 205H27L30 208V210H29V208H24V207H27ZM40 206L43 208H40ZM81 206H83V207H81ZM180 206H179V204H177L176 207L174 206L173 207L174 209L172 208L170 210V212H168L165 215V217L161 218V220L158 221V223L155 222L156 225L150 226V227H152V230L150 229L151 232L149 233V235L147 234V236L144 238V240H143L144 242L141 241V243H143V245L140 243V245H142V246L138 245L140 247H136V249L131 248L133 250H130V247H133V245H131L133 243L130 240V238L131 239L134 238L133 237L134 235H132L134 232H130L131 229H133L131 225H130L131 227L129 226L131 229H129V227H128V225H129L128 222H130V224H131V221H128V220H130L129 219L130 215H129V217L127 214L124 216L120 213H118V214L116 213V215H114V212H113L114 216H111L110 219L107 218L108 219V221H107V219L105 218L107 216L105 215L103 218L102 217L103 214H101V216H100L101 219L98 217L97 220L99 219V221H102L103 219H105L106 221L103 220L102 222L104 223V221H105L106 223H104V225L102 226L100 222H97L99 224V226L101 225L100 227H103L104 229H106V228L110 229L109 232L111 230H113L114 234L116 236L118 235L117 233L119 231V234L122 236H120V235H118V236L122 237L124 239L125 238L127 239V241H124V242L122 241V247L120 246L121 248L119 247V245H121L120 243L114 244L115 246L113 244H111L112 247H110L109 253L110 252L112 253L113 251H115V252L112 253L111 256L108 255L109 253L108 254L105 253V255H108L106 260H108V258L111 259V257L117 256V258L115 257V259H117V261L113 260L114 262L112 264H120L123 261H125V263H126V261L129 262V261H132L134 258H136L135 257L136 255H138V254L140 255L141 254L140 252H142V254H143V249H144V252H147L148 251L147 249L153 245V240L157 239L156 237L154 238L153 235L157 236V234L160 233L159 228H161V227L163 228L164 224L169 225L171 218L177 212V209H175V208H180ZM262 206H264V200H263ZM61 208H63L61 211L62 215L58 216V215H60L58 213H60ZM58 209H59V211H58ZM108 209L111 210V208H108ZM108 209H107V211H108ZM70 210H71V208H70ZM98 210L97 211L95 210V212H97L96 215H98V213L102 212L101 210H100V212ZM129 211H130V209H129ZM53 213L56 215L55 217H54V215H52ZM106 213H108V212H106ZM109 214L111 215L112 212H110ZM51 215L54 219L51 218ZM119 216H120L121 220H119ZM167 217L170 220L167 219ZM35 218H34V220H36ZM41 220L38 223H41V222L46 223V222H44L45 221L44 219H41ZM166 220H167V223H166ZM46 221L49 222L50 220L48 221V219H47ZM168 221H169V223H168ZM125 223L127 224V226L125 225ZM248 223L250 224V222H248ZM49 224L52 225V221ZM98 224H97V227H99ZM108 224H109V226H108ZM25 226H27V227L25 228ZM105 226H107V227H105ZM162 228H161V230H162ZM126 229H129V231ZM134 229L136 232V227ZM134 229L132 231H134ZM30 231H31V233H30ZM51 231H52V229L49 231V233H51ZM53 231H55L54 228H53ZM53 231H52V233H55ZM129 232L132 233L131 234L132 236L130 235ZM253 234H255V233H253ZM23 236H24V238H23ZM108 237L109 236H107V239L110 240V238L112 236L110 238H108ZM151 237H153V238H151ZM262 237L264 239V236H262ZM262 237L258 238L257 235H255V236H252L251 239L253 242H254V240L257 239L258 245L260 243L263 245L264 241H263ZM28 238L30 241L27 240ZM180 238L181 239L184 238L183 240L186 242V244H183L185 242L180 241L181 247H180V245H178L180 248H182L181 250H183L182 251L183 255L188 252V251H186L185 247L186 248L188 247L189 250L191 248H193V250H195L197 248L196 252L195 251L194 252L196 254L198 253L199 257L195 256L196 259L192 260L196 264H204V263L208 264V262L207 263L205 262L206 259H208L207 258L208 256L213 258V259L211 258L212 261L213 260L217 261L218 259H219L218 261H220V260H222L220 258L221 257L223 258L224 254L220 253L222 251L223 246L220 247L221 250H219V248H217L218 251H217V249L214 248V250H215L214 255H209L212 253L211 247L209 245V242L206 243L207 241L205 239H203L202 242H200L201 239L197 242V240L194 241L192 237L191 238H187V237L185 238V236H182ZM115 239H114V241H115ZM124 239H122V240H124ZM258 239H260V240H258ZM2 240H3V242H2ZM111 240H113V238H111ZM150 240L152 241V244H151ZM26 241H29V242H26ZM204 241H206V242L204 243ZM257 241H256V243H257ZM38 243L39 242H37V244L36 243H33V244H36V247H37V245H40V247H39V250H40L41 244H38ZM110 243H111V241H110ZM123 244H126V245L123 246ZM137 244H139V243H137ZM3 245H5V246H3ZM208 245H209V247H208ZM220 245H222V244H220ZM163 246L164 245H162V247ZM250 246H251V244H250ZM113 247H115V249ZM145 247H146V251H145ZM179 247H178V249H180ZM204 247L209 248V250L207 249L208 253H207V251L204 250L205 249ZM234 247L235 246H233L232 248H234ZM118 248H120V249H118ZM202 248H204V249L202 250ZM41 249L43 250V247ZM45 249H48V247H45ZM161 249H163L165 251V248H161ZM236 249H237V247H236ZM261 249H263V246ZM37 250H38V248L36 250H34V252L36 253ZM124 250H126V251L124 254H122V252H124ZM159 250H157V251H159ZM214 250H213V252H214ZM119 251L120 252L122 251V252L119 253ZM201 251H205L206 253L205 252L201 253ZM209 251H210V253H209ZM231 251H232V249L230 250V252ZM234 251H233V253H234ZM15 252L18 253L16 257L14 256ZM189 252H191V251H189ZM225 252H223V253H225ZM38 254H40V251H38ZM113 254H114V256H113ZM203 254H204V256H203ZM227 254H228V251H227ZM234 254H235V256H237L236 252ZM239 254H240V252H239ZM124 255H126V257H124ZM225 255H226V253H225ZM219 256H220V258H219ZM227 257H228V255H227ZM238 257H240V256H238ZM104 258H105V256H104ZM119 258H122V260H120ZM202 258H203V260L205 258L206 259L204 261H202ZM224 258H225V256H224ZM11 260H13L14 263ZM234 260H235V257H234ZM234 260H232V261H234ZM104 261L105 260L101 261L102 263L101 262L100 263L101 264L108 263L107 261L104 263ZM110 261L112 262V260H110ZM222 261H221V263H222ZM236 262H237V260H236ZM94 264H97V263H94ZM109 264H111V263L109 262ZM214 264H215V262H214ZM229 264H231V263H229Z\"/></svg>",
  "mask_w": 264,
  "mask_h": 264
}]
</instances>
